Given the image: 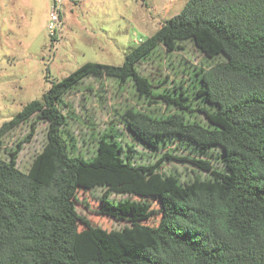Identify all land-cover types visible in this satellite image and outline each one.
Returning <instances> with one entry per match:
<instances>
[{
	"label": "trees",
	"instance_id": "16d2710c",
	"mask_svg": "<svg viewBox=\"0 0 264 264\" xmlns=\"http://www.w3.org/2000/svg\"><path fill=\"white\" fill-rule=\"evenodd\" d=\"M190 41L207 58L194 80L156 90L137 64L162 46L167 52ZM131 81L161 114L125 107L120 121L150 150L178 141L200 155L165 151L153 163H136L134 145L114 125L93 136L82 151L69 133L65 96L87 77ZM46 122V141L22 171L20 143L5 137L21 123ZM0 264H264V0H186L119 65L85 62L53 82L0 125ZM190 163L205 176L181 179L160 171L162 161ZM105 186L110 192L159 190L160 218L145 223L147 206L128 208L104 196L99 213L130 227L113 249L92 232L76 208L77 194ZM79 223L93 239H78Z\"/></svg>",
	"mask_w": 264,
	"mask_h": 264
},
{
	"label": "rangeland",
	"instance_id": "374dc122",
	"mask_svg": "<svg viewBox=\"0 0 264 264\" xmlns=\"http://www.w3.org/2000/svg\"><path fill=\"white\" fill-rule=\"evenodd\" d=\"M186 0H0V125L13 117L33 99H40L53 82L60 80L85 62L119 65L124 55L143 39L154 33ZM57 9L59 25L53 35L47 27L49 12ZM216 59L207 58L192 42H182V48L167 52L158 46L149 58L137 64L140 74L147 76L156 90L170 88L183 81L184 87L193 80V71L206 69ZM64 109L69 133L75 144L88 156L94 149L93 136L114 125L122 139L134 145L136 163H153L163 152L190 157L202 156L221 167L219 158L200 155L178 141L161 150H150L135 140L120 121L125 107L157 114L167 112L161 101L148 104L131 81L119 82L109 77H87L76 89L66 94ZM46 122H37L32 130L30 121L21 123L4 140L7 148L20 143L17 166L25 171L46 141ZM2 156L5 153L0 152ZM160 171L175 173L181 179L205 176L190 163L162 161ZM105 186L78 191L76 208L91 225L92 232H103L108 245L119 248L120 237L130 227L126 219L117 220L99 213L100 200L125 201L128 208L147 206L150 213L145 223L156 225L160 218L159 190L135 193L110 192ZM78 239L91 247L93 239L82 223Z\"/></svg>",
	"mask_w": 264,
	"mask_h": 264
},
{
	"label": "built area",
	"instance_id": "2783aa9c",
	"mask_svg": "<svg viewBox=\"0 0 264 264\" xmlns=\"http://www.w3.org/2000/svg\"><path fill=\"white\" fill-rule=\"evenodd\" d=\"M59 13L57 9H53L49 12V23L47 25L50 35H53L55 28L59 25Z\"/></svg>",
	"mask_w": 264,
	"mask_h": 264
}]
</instances>
